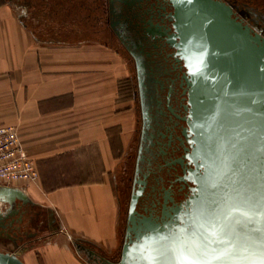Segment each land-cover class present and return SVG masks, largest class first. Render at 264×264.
Instances as JSON below:
<instances>
[{
  "label": "crops",
  "instance_id": "crops-1",
  "mask_svg": "<svg viewBox=\"0 0 264 264\" xmlns=\"http://www.w3.org/2000/svg\"><path fill=\"white\" fill-rule=\"evenodd\" d=\"M19 15L0 0V126L16 127L38 178L0 184L28 201L0 200L5 225L25 212L22 240L4 234L0 243L25 264H93L75 242L111 258L123 219L115 173L136 127L122 92L126 60L91 32L88 9L30 23Z\"/></svg>",
  "mask_w": 264,
  "mask_h": 264
},
{
  "label": "water",
  "instance_id": "water-1",
  "mask_svg": "<svg viewBox=\"0 0 264 264\" xmlns=\"http://www.w3.org/2000/svg\"><path fill=\"white\" fill-rule=\"evenodd\" d=\"M128 1L109 0L110 15L115 2ZM168 1L173 7L172 34L151 22L145 32L151 40L168 43L185 69L182 134L188 146L177 160L182 172L177 181L189 193L182 200L159 195L153 214L139 209L147 180L135 178L118 257H99L77 242L75 246L93 264H147L143 247L157 250V264H176L175 249L203 241L209 229H216L235 244L222 257L226 264H252L264 240V39L234 18L223 2ZM14 198L28 202L20 190L0 188V200L11 204ZM24 213L10 225L4 224L8 215H0V236L17 235L21 241ZM213 249L225 250L227 243L202 245L198 255L212 260ZM0 264L25 263L15 252L0 250Z\"/></svg>",
  "mask_w": 264,
  "mask_h": 264
},
{
  "label": "flooded vegetation",
  "instance_id": "flooded-vegetation-1",
  "mask_svg": "<svg viewBox=\"0 0 264 264\" xmlns=\"http://www.w3.org/2000/svg\"><path fill=\"white\" fill-rule=\"evenodd\" d=\"M5 1L20 10L21 22L29 23L35 19L39 21L41 15L50 17L49 14L57 8L88 9L92 18L91 32L116 47L129 63L132 73L129 90L136 127L125 152L120 187L117 188L122 197L123 217L124 204L128 202L135 178L147 180L139 209L147 208L156 214L158 205L154 204L162 196L184 199L189 190L177 181L182 174L177 160L183 157L184 147L188 146L182 134L185 127L183 118L187 116L183 108L185 69L168 43L159 38L151 40L145 32L151 22L161 27V31L169 28L168 34H172L173 20L169 16L173 14L172 4L168 0H132L128 1L129 5L115 2V13L110 15L112 6L109 0ZM217 1L228 5L234 18L264 39V0ZM121 29H126L125 33L119 34ZM137 158L140 160L135 165ZM2 238L4 236L1 235L0 241Z\"/></svg>",
  "mask_w": 264,
  "mask_h": 264
},
{
  "label": "built area",
  "instance_id": "built-area-1",
  "mask_svg": "<svg viewBox=\"0 0 264 264\" xmlns=\"http://www.w3.org/2000/svg\"><path fill=\"white\" fill-rule=\"evenodd\" d=\"M38 178L35 162L20 142L14 126H0V184L26 188Z\"/></svg>",
  "mask_w": 264,
  "mask_h": 264
},
{
  "label": "snow or ice",
  "instance_id": "snow-or-ice-1",
  "mask_svg": "<svg viewBox=\"0 0 264 264\" xmlns=\"http://www.w3.org/2000/svg\"><path fill=\"white\" fill-rule=\"evenodd\" d=\"M209 236H206L203 241L193 240L192 244L184 248L183 246L175 249L177 254L176 264H213V261H219V264H226L222 260V257L227 255V250L235 247L234 242L227 241L222 237L221 233L216 229H209ZM226 242L227 249L215 253L212 260L201 259L198 255V250L202 249V245H211L212 243ZM261 248L259 250V256L252 264H264V240L261 241ZM142 257L147 261V264H157L156 254L157 250L150 247H143L140 249Z\"/></svg>",
  "mask_w": 264,
  "mask_h": 264
},
{
  "label": "rangeland",
  "instance_id": "rangeland-1",
  "mask_svg": "<svg viewBox=\"0 0 264 264\" xmlns=\"http://www.w3.org/2000/svg\"><path fill=\"white\" fill-rule=\"evenodd\" d=\"M20 11V10H19ZM109 46H110V44H109ZM112 47V46H111ZM123 59H125L124 58V56L122 55V53L119 51V50H117V48L116 47H112ZM126 60V59H125ZM126 65H127V68H128V76L126 77V79H125V81L123 82V88H122V92H123V94L125 95V97L127 98V100L128 101H132V98H131V93H130V90H129V84H130V81H131V72H130V70H129V63L127 62V60H126ZM125 84H126V86H125ZM133 102V101H132ZM130 142H131V140H130ZM130 142H129V144H130ZM124 156H125V154H124ZM124 156L122 157V159H121V162H120V166H122V164H123V160H124ZM118 167V169H117V171H116V173H115V179H116V183L118 184V186L120 187V180H119V177H120V173H121V167ZM126 198H127V196H126ZM126 200V199H125ZM126 206H127V201L125 202V204H124V207L126 208ZM124 208V209H125ZM123 220H124V217H123V219H122V223H121V225H120V235H121V240H122V234H123V228H124V223H123ZM7 244H5V245H3V244H0V250H2V251H5V248L7 247L6 246ZM12 246V245H11ZM14 247V246H13ZM17 247H14V249H16ZM119 250V249H118ZM118 250L117 251H115V253L113 254V257H114V259H116L117 257H118ZM16 253V252H15ZM18 255V254H17Z\"/></svg>",
  "mask_w": 264,
  "mask_h": 264
}]
</instances>
